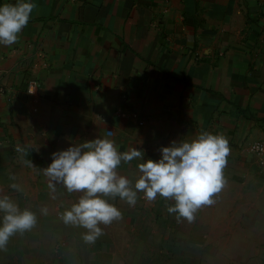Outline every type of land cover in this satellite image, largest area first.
Returning a JSON list of instances; mask_svg holds the SVG:
<instances>
[{
  "label": "crops",
  "instance_id": "1",
  "mask_svg": "<svg viewBox=\"0 0 264 264\" xmlns=\"http://www.w3.org/2000/svg\"><path fill=\"white\" fill-rule=\"evenodd\" d=\"M33 2L19 39L0 45V196L20 193L12 185L28 177L31 152L47 161L97 137L144 153L116 169L135 183L139 163L180 129L227 137L223 175L261 177L264 0ZM12 245L7 263L30 264L28 244L20 260Z\"/></svg>",
  "mask_w": 264,
  "mask_h": 264
},
{
  "label": "rangeland",
  "instance_id": "2",
  "mask_svg": "<svg viewBox=\"0 0 264 264\" xmlns=\"http://www.w3.org/2000/svg\"><path fill=\"white\" fill-rule=\"evenodd\" d=\"M198 135L180 129L164 137L147 159H158L161 146L191 141ZM53 152H47V161L31 152L28 177L17 176L16 187L26 194L27 190L29 196L21 198V190L11 200L21 211L34 212L36 223L17 231L0 247V264H9L11 244L13 259L18 260L28 244L30 264H264L262 176L246 177L237 168L225 167V182L212 194L213 203L201 205L192 220L168 211L176 203L172 197L157 194L148 200L137 190L136 203L130 205L119 195L98 194L115 204L122 215L110 224L101 223L102 235L88 242L83 237L87 228L63 220L64 211L79 202L83 190L69 192L62 181H52L55 188L49 187L50 177L44 169ZM3 215L0 212V218Z\"/></svg>",
  "mask_w": 264,
  "mask_h": 264
},
{
  "label": "clouds",
  "instance_id": "3",
  "mask_svg": "<svg viewBox=\"0 0 264 264\" xmlns=\"http://www.w3.org/2000/svg\"><path fill=\"white\" fill-rule=\"evenodd\" d=\"M35 7L33 0L0 4V45H11L19 39ZM159 150L158 159L139 163L142 175L134 188L116 169L121 161L142 158L144 153L140 149L121 152L113 140L97 137L54 151L51 163L44 169L45 175L50 177L49 187L55 188L52 181H62L69 192H84L78 203L64 211V222L87 228L89 231L83 233V237L94 242L103 233L101 223L110 224L122 215L115 204L98 194L119 195L131 205L136 203L137 190L143 191L148 200H154L157 194L172 197L176 203L170 205L168 211L194 219L201 205L213 203L212 194L225 182L223 168L230 152L227 137L202 132L191 141L172 142ZM0 212L4 213L0 218V247L17 231L30 229L36 223L34 212L21 211L7 195L0 196Z\"/></svg>",
  "mask_w": 264,
  "mask_h": 264
},
{
  "label": "built area",
  "instance_id": "4",
  "mask_svg": "<svg viewBox=\"0 0 264 264\" xmlns=\"http://www.w3.org/2000/svg\"><path fill=\"white\" fill-rule=\"evenodd\" d=\"M29 91L32 92V89H30ZM2 95H3V89L0 85V97ZM141 124H143V122H141ZM252 151L258 159L259 174L264 178V140H259L255 142L252 146Z\"/></svg>",
  "mask_w": 264,
  "mask_h": 264
}]
</instances>
